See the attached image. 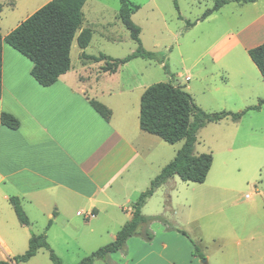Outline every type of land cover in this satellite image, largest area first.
Listing matches in <instances>:
<instances>
[{
    "label": "crops",
    "instance_id": "obj_1",
    "mask_svg": "<svg viewBox=\"0 0 264 264\" xmlns=\"http://www.w3.org/2000/svg\"><path fill=\"white\" fill-rule=\"evenodd\" d=\"M48 1L35 6L24 19ZM10 4L14 5L13 1ZM239 4L242 16L247 6ZM85 5L86 1L82 12ZM263 12L234 31L219 32L209 43L204 55L212 64L210 69H204L210 76L223 79L205 80L198 91L200 94L208 93L217 102L230 100L233 103H239L246 93L258 97L264 79L251 62L248 49L264 42ZM212 16L197 20L194 26ZM83 21L76 35L89 26ZM19 22L5 32L0 26L1 36L4 38ZM88 45L79 48L76 67L70 58L69 70L53 84L43 86L31 75L32 61L5 41L2 43L0 113L13 115L19 125L11 129L0 122V259L24 253L32 232H45L47 243L62 263H69L65 258L73 255L86 257L103 246L104 227L111 224L113 228L116 225L121 228L131 218L136 201L133 198H138L155 176L146 170L151 140L148 135L151 134L139 127V96L146 85L136 80L132 82L131 77L128 79L121 74L125 66L129 67L127 62L109 73L100 69L103 62L93 63L81 58V52L88 54ZM186 78L188 80L189 76ZM185 86L194 97L192 87ZM243 88H247V92L243 93ZM135 89L140 91L136 102L132 96ZM91 99L111 110L109 119L93 108ZM225 108L239 110V107ZM253 128L251 123L249 129ZM11 196L19 199L29 225L16 220L9 202ZM261 201L251 202L247 210L242 211L246 216L257 215L260 206V214L264 216V200ZM245 227V224L239 226L237 242L239 246L245 241L247 244L236 250L239 254L236 261L230 262L224 256L223 264H253L252 260L264 263V253L246 256V261L241 257L252 244L257 253L264 249V234L254 236ZM230 229L233 230V226ZM117 231H110L107 238L113 240ZM163 248H168V244L164 243ZM99 260L103 264H186V256L181 258L178 254L168 258L132 255L129 245L127 250L109 253L104 260L95 259L92 264ZM18 264L53 263L42 247L29 260Z\"/></svg>",
    "mask_w": 264,
    "mask_h": 264
},
{
    "label": "rangeland",
    "instance_id": "obj_2",
    "mask_svg": "<svg viewBox=\"0 0 264 264\" xmlns=\"http://www.w3.org/2000/svg\"><path fill=\"white\" fill-rule=\"evenodd\" d=\"M11 1L14 5L10 4ZM43 1L45 0H0L2 31L5 32L19 21H23L24 17ZM128 1L138 6L131 14V18L140 28L142 46L148 51L158 52L163 63L136 57L127 62L129 67L125 66L121 73L124 77L128 79L131 77L132 82L136 80V83L146 85L145 87L157 82L174 84L179 82L184 88L185 85H190L195 95L192 96L195 103L209 113L222 110L241 111L247 106L257 104L258 99L264 98V83L258 89V97L246 93L239 103L230 100L217 102L210 98V94L198 92L205 80L223 79L210 76L204 69V67L210 69L212 64L208 56L204 55L206 47L219 32L234 31L239 25L260 16L264 11V0H257L254 5L250 2L246 3L247 7L242 10V16L239 15V8L242 5L229 0L214 11L210 19L199 23L197 27L194 26L195 24L191 26L187 23L196 22L205 11L214 6L215 0ZM119 5V0H86L83 22L84 25L88 23V27L93 29L86 53L91 55L101 53L112 58H124L135 50V42L119 19ZM78 52L79 47L74 40L70 56L74 67L78 64ZM86 60L93 63L103 62ZM186 76H189L188 80ZM242 90H245L243 93L247 92V88ZM139 93V89H135L132 93L135 102ZM225 107H239V110ZM251 123L254 124L252 130L249 129ZM262 124H264V104L258 110L249 111L238 123L224 118L199 128L194 152L196 154L209 152L212 155V164L205 181L186 182L174 176V179H169L160 186L147 200L141 212L147 216L162 215L164 220L153 219L147 225L140 226L138 233L127 240L122 250H127L129 245L130 254L153 258H168L172 254H178L181 258L186 256V264H223L224 256L228 257L230 262L236 261V256H239L236 250L238 252L240 246L247 244L245 241L239 246L237 242L239 226L245 224L246 230L254 236L264 234V216L260 214L261 207L258 206L257 215L246 216L242 211L247 210L246 207L251 202L258 204L264 200L261 199L264 197V125ZM148 136L151 140L147 157L145 156L146 170L150 174L155 173L156 176L173 159L183 141L170 144L158 136L152 134ZM246 194H250L251 197L246 198ZM13 213L15 214L14 210ZM16 220L19 221L17 217ZM230 226H233V230ZM118 227L116 225L113 228L111 224L106 229L104 227L101 240L103 245L112 240L107 238V235L110 231H117L120 228ZM145 229L150 231L151 239L145 237ZM241 234L247 238L243 232ZM192 240L198 245L203 257L195 254ZM164 243L168 244V248H163ZM247 249L249 251L245 252ZM255 249L256 246L253 244L247 246L241 257L245 260L246 256L256 257L264 253V249L258 253ZM83 257L79 254L73 255L65 258L70 261L69 263H63L75 264ZM203 259H206V263ZM252 261L253 264H264L257 263L256 260ZM98 262L96 264H103L101 260Z\"/></svg>",
    "mask_w": 264,
    "mask_h": 264
},
{
    "label": "trees",
    "instance_id": "obj_3",
    "mask_svg": "<svg viewBox=\"0 0 264 264\" xmlns=\"http://www.w3.org/2000/svg\"><path fill=\"white\" fill-rule=\"evenodd\" d=\"M86 0H49L21 21L3 38L0 33V95H1V65L2 43L5 41L18 52L26 56L33 63L31 75L43 86L53 84L60 75L70 68L71 45L76 38L79 48H85L92 35V30L84 27L76 35L83 21L82 8ZM118 16L122 24L129 31L130 37L136 44L135 50L124 58H112L105 54L87 55L81 52L80 57L92 61H103L100 69L113 73L118 67L136 57L157 60L163 63L158 52L146 50L140 40V28L133 22L131 14L138 6L128 0H119ZM239 3L255 2L256 0H233ZM229 0H215V4L197 20H203L217 11ZM2 4L0 3V10ZM196 20V21H197ZM196 22H188L194 25ZM248 55L256 65L264 79V42L248 49ZM93 108L105 119L111 116V110L97 100H90ZM264 104V98L258 99L257 104L247 106L241 111L205 112L194 101L192 95L179 84L172 82H157L144 89L139 102V127L142 131L160 137L167 143L173 144L183 141L173 159L168 162L149 183L146 190L141 192L132 205V216L117 231L115 238L100 246L75 264H92L95 259L104 260L109 253L125 247L126 241L138 233V228L147 225L153 219L164 220L162 215L147 216L141 212L146 200L155 190L166 183L174 175L182 181L202 183L212 164L209 152L196 154L194 152L196 135L199 128L209 122H218L224 118L237 122L249 110H258ZM1 124L15 129L19 121L7 112L0 113ZM9 202L19 222L29 225V219L21 207L17 197L11 196ZM183 234L187 235L185 231ZM144 235L151 239V233L145 229ZM194 252L203 257L198 245L193 242ZM48 251L53 264H63L60 258L46 241L45 232L31 233L28 247L22 254L7 260L0 259V264H18L26 262L34 256L39 248Z\"/></svg>",
    "mask_w": 264,
    "mask_h": 264
},
{
    "label": "water",
    "instance_id": "obj_4",
    "mask_svg": "<svg viewBox=\"0 0 264 264\" xmlns=\"http://www.w3.org/2000/svg\"><path fill=\"white\" fill-rule=\"evenodd\" d=\"M203 262L206 263V259H203Z\"/></svg>",
    "mask_w": 264,
    "mask_h": 264
}]
</instances>
